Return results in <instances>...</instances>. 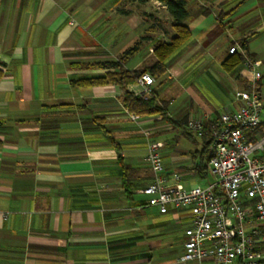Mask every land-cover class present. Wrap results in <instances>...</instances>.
I'll return each instance as SVG.
<instances>
[{
    "label": "crops",
    "instance_id": "0c3cea01",
    "mask_svg": "<svg viewBox=\"0 0 264 264\" xmlns=\"http://www.w3.org/2000/svg\"><path fill=\"white\" fill-rule=\"evenodd\" d=\"M184 2L190 38L142 96L170 123L125 108L136 83L73 84L111 71L94 65L118 61L129 37L139 49L122 68L153 64L155 41L176 36L160 2L0 0V264H183L187 214H160L137 193L153 180L147 145L162 144L165 171L186 189L200 186L210 146L184 125L202 115L208 128L237 107L251 80L245 58L264 76V0ZM231 56L241 62L227 70Z\"/></svg>",
    "mask_w": 264,
    "mask_h": 264
},
{
    "label": "built area",
    "instance_id": "2783aa9c",
    "mask_svg": "<svg viewBox=\"0 0 264 264\" xmlns=\"http://www.w3.org/2000/svg\"><path fill=\"white\" fill-rule=\"evenodd\" d=\"M243 66L251 80L235 94L237 107L221 112L208 128L202 115L186 124L190 134L210 138L212 184L186 189L180 174L165 171L159 142H150L143 156L153 180L137 193L160 214H187L183 264H264V76L260 61L245 58ZM153 83L149 74L141 75L134 95H149Z\"/></svg>",
    "mask_w": 264,
    "mask_h": 264
},
{
    "label": "trees",
    "instance_id": "16d2710c",
    "mask_svg": "<svg viewBox=\"0 0 264 264\" xmlns=\"http://www.w3.org/2000/svg\"><path fill=\"white\" fill-rule=\"evenodd\" d=\"M162 4L171 16L173 22L175 23L176 36L173 37L168 43L162 42L156 45L153 49V56L155 57V62L150 66H145L132 72L124 70L122 68V63L133 56L139 49L138 44H135L132 48L125 51L118 61L97 63L94 65L95 68L111 70L107 71L103 75L93 76V77H80L75 80L73 84L79 86H108L114 85L119 87H125L127 85L135 84L143 74H149L152 78L158 77L165 71V61L177 54L178 50L187 42L190 38L189 31L186 26L182 24L183 20L186 18L185 2L184 0H156ZM243 47H245L243 45ZM241 62V56H231V59L225 61L223 66L225 69L229 70L232 65ZM118 69L117 72L112 70ZM1 76V73H0ZM123 104L126 109L130 112L136 113L141 116H159L167 120L166 112L162 106L154 98H145L142 96H134L130 93H126L123 96ZM169 121V120H167ZM172 123V121H169ZM186 125V124H185ZM185 130H186V126ZM182 126V125H180ZM187 131V130H186ZM203 140L207 142L210 146L211 141L208 137H203ZM208 148V147H207ZM211 151L208 150L206 154V161L198 165V170L200 174L207 175V163L210 158Z\"/></svg>",
    "mask_w": 264,
    "mask_h": 264
},
{
    "label": "rangeland",
    "instance_id": "374dc122",
    "mask_svg": "<svg viewBox=\"0 0 264 264\" xmlns=\"http://www.w3.org/2000/svg\"><path fill=\"white\" fill-rule=\"evenodd\" d=\"M174 1H176V0H174ZM163 12H164V10H160V13H163ZM139 39L136 40V38H130L129 37L128 38V46H129V48H132L136 41H138L137 43H139ZM165 39H168V38H165ZM160 43H162V40H158V42L155 41V46L160 44ZM107 57H109V56L107 55ZM118 57L119 56H117L116 58H118ZM151 64L152 63H150V62L147 63L148 66H150ZM179 144L181 146L189 148L193 152H195V149H196V151H200V149H201V145L199 143H197V145H195L192 142H190L189 140H186L184 137L179 141ZM213 182H214V177L211 174L208 173L206 178H204L202 181H199L198 183L200 184V186L204 187V186H207L209 184H212Z\"/></svg>",
    "mask_w": 264,
    "mask_h": 264
}]
</instances>
